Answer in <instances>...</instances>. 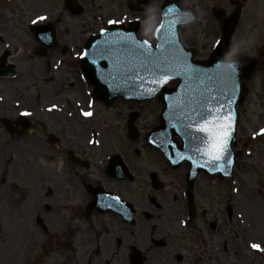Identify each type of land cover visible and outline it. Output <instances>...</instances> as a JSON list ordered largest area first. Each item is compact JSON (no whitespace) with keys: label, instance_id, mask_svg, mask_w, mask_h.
<instances>
[{"label":"rangeland","instance_id":"obj_1","mask_svg":"<svg viewBox=\"0 0 264 264\" xmlns=\"http://www.w3.org/2000/svg\"><path fill=\"white\" fill-rule=\"evenodd\" d=\"M78 1L83 6L79 13L69 11L64 0H10L7 6L3 5L0 9V34L16 47L15 50L10 48L11 52H18L10 59L17 68V78L0 79V102L12 104V110L9 108V113L0 110V113L13 120L17 114L24 112L29 120L44 124L49 121L55 123L59 119L78 121L86 126L104 120L110 126L102 133V144L98 149L95 143L83 145L72 139L62 143V150L50 152L46 143L34 138L36 132L18 141L0 138V264H135L133 256H136L137 264H167L169 257L164 252V245L156 247L154 242L157 240H152L153 236H161L167 241L164 232L153 229V225L157 224L154 220H158L147 224L141 222L144 217L147 218L146 213H155L152 210L154 206L147 203L143 194L157 196L159 200L168 194L166 202L176 211L180 210V206L185 205L182 193L186 169H171L160 151L143 136L157 122L158 110L154 101L138 105L141 109L137 122L140 131L133 141L124 132L125 114L121 111L127 110L125 105L121 107L119 104L117 108L107 110L98 106L96 119L89 121V118H84L85 111L89 112L93 106L79 68L78 53L82 51L88 35L101 24L117 21L121 15V3L129 13L127 4L137 5L141 0ZM216 1L220 0H182L184 4L198 9L202 20L199 27L181 28V37L186 44L194 42L196 47L206 42L202 29L208 23L210 28L216 26L210 11ZM161 2L147 0L140 4V15L147 20L145 27H150V31L156 25ZM220 2L228 8L227 0ZM249 13L257 20L256 25H251L246 17L241 25L244 28L250 26L252 32L249 36L258 40L264 32V0L259 5L255 4ZM47 19L54 20L58 39L61 44L70 45L71 49L65 54H60L59 49L53 51L56 61L51 63L52 70L42 64L45 57L35 58L25 72L26 56H22L20 51L35 43L27 26L33 21L44 22ZM57 69L61 70L59 76H56ZM262 82L258 74L254 75L250 81V93L238 109L240 116L235 149L241 155L237 158L232 178L218 179L200 174L195 182L196 228L188 227L185 264H201L205 261L203 252L211 248L217 252L220 264H264V135L260 133L264 128ZM32 83H36L37 87H46L39 99L30 97L35 96L31 94L32 89H20L24 84ZM20 92L24 93L23 96ZM37 103L41 104L42 111L32 109ZM54 103H62L66 108L58 109ZM84 107L86 110L82 109ZM52 108L55 110L53 115L50 112ZM102 111H107L109 117L104 116ZM60 112L68 114V119ZM83 146L90 152L95 151L89 155L94 162L86 171L75 170L67 163L64 153L69 147L80 149ZM119 150L127 155L126 164L137 177L135 183H128V190L124 192L136 202L139 222L135 225H119L118 219L111 214H94L88 219L83 215L88 198L83 182L100 179L102 165L99 158ZM151 171L156 172L161 181L158 191L150 186ZM111 186L117 187L114 182ZM133 189L139 191L132 192ZM175 199L179 203H173ZM36 215L42 217L46 231L35 221ZM157 215L165 219V215ZM211 223L214 224L209 227ZM200 234L205 242L201 241ZM209 237L213 244H209ZM253 244L259 247L253 248ZM117 249L119 256L116 261L108 262L109 254ZM128 252L130 254L126 256ZM199 257L201 261L197 260Z\"/></svg>","mask_w":264,"mask_h":264},{"label":"flooded vegetation","instance_id":"obj_2","mask_svg":"<svg viewBox=\"0 0 264 264\" xmlns=\"http://www.w3.org/2000/svg\"><path fill=\"white\" fill-rule=\"evenodd\" d=\"M10 0H0V9H2L3 5L7 6L8 2ZM221 1V0H220ZM220 1H216L214 3V5L216 6H222L223 4ZM263 1V0H227L228 2V10L226 8H224V11H222V17L217 19V26H213V28H210L209 24H206V26L202 29V35L203 38L206 40V42H203L200 45H197L195 47L194 42L190 43L188 46H192L196 49V56L200 59H205L206 57L209 56V54L213 51L215 44L220 36V32H221V26L222 23L224 21V19L226 18L227 15H229L232 12H237L239 15V22L236 26V29L232 35V38L230 40V48L232 51H241L244 54L253 57L256 60V66L254 69V73L253 75L258 74V77L260 79H263L262 84L264 83V37H261V40L259 41H254L253 39H251L249 37V29L250 26L247 27H243V25H241V21L242 19H244L246 17V19L251 22V25H256V21L255 19H253L252 14L250 17V13L252 12L253 7L255 6V4L259 3ZM120 17H121V22L123 23V25L127 26L128 25V21L134 18H138L141 15V11H133L132 9L129 10L131 11V14H129V17L126 18L127 14H124L126 12V9L123 8L122 4H120ZM119 7V8H120ZM130 8V6H129ZM246 11V13H245ZM2 14V12L0 11V15ZM139 19V18H138ZM143 20V24L140 20V26L138 29V34L139 36L145 37L146 39H150L151 38V31H150V27H145L146 25V21L144 20V18H142ZM151 22V21H150ZM96 24V23H94ZM18 27H21L20 24H15ZM150 25V23H149ZM28 29V27H27ZM21 30V28H20ZM29 31V30H28ZM6 36L3 34H0V79H9L11 80L12 78L17 76H8L6 75V70H7V66L9 64L14 65V63L10 60L12 56H15L18 52H11L10 48L12 50H15L16 47H14V44L10 41H8L7 39H5ZM70 45L67 46L65 44H61L60 40L57 37V33H56V27H55V37L51 40L49 39L48 41H42V40H35L34 45H32V47H29L28 49H21L20 53L21 55H25V62H26V70L25 72H27L30 68V64L33 62V60H35V58H40L43 59L45 57V63L43 62L42 64L46 66V69H48L49 71L52 70V65L55 63L56 61V56L53 53V51H56L59 49V53H66L67 51H70ZM53 58V59H52ZM53 63V64H51ZM59 76V75H58ZM253 77V76H252ZM46 80H44L45 82ZM11 82V81H9ZM73 83H70V85H72ZM251 87V84L249 87H247V93L249 95V88ZM24 91H28L30 89L33 90V93L35 96H30V97H35L36 99H39L41 93L44 94L46 91V87H37L36 83H32V84H24L23 88ZM48 91V89H47ZM27 93V92H26ZM29 93V92H28ZM89 93L92 96V87L89 88ZM20 96H23V92L19 93ZM45 96V95H44ZM50 96V95H48ZM46 95V97H48ZM38 97V98H37ZM29 99V97L27 98V100ZM94 101V105H93V113L89 118V121L94 120L98 117V112H97V107H101L104 110H107V108H117V106L120 104L121 107H123L125 105V107L127 108V110H123L121 112H123L124 118H125V123H124V128L126 132V136L128 137L129 135V129H128V123H131L134 125V127L136 128V132L138 131L139 133V129H138V123L139 122V117L141 116V109L138 105H141L139 102H134V101H117L116 103H114L112 106H107L106 104L102 103V101L99 100H93ZM54 102V101H51ZM99 103V105H97ZM56 104V106L58 107V109L61 108H66L64 104L62 103H54ZM41 104H36L35 106L32 107V109L34 108H39L38 110L42 111L40 109ZM68 107H71L70 105ZM12 110V104L10 103H6L1 101L0 102V110H3L5 112H10V109ZM55 110L50 111L51 115H53V112ZM66 111H68L66 109ZM104 116L109 117V115L107 114V111H102ZM61 115L64 116L65 119H68L67 116L68 114H63L62 112H60ZM120 114V111H119ZM38 115V114H37ZM74 115H76V113H74ZM0 116L2 117H8L7 114H1ZM71 116V115H70ZM113 116V115H111ZM16 118V116H15ZM56 119V118H54ZM31 132L28 133H23L22 131H24L23 127L19 124V122L14 121V123L11 125L14 126V128H16V131L18 133L17 137H13L12 135V131L10 130V128H8V126H4L2 124H0V129L2 130L0 133L2 134L0 136V138H8L11 141H17L20 138L21 139H25L28 137V135H32L34 132L37 133V135L34 136V138L37 141H41L43 143H46V147L50 152H54L50 143V140L53 139L55 141H57L59 144V150H61L62 148L60 147V145H62V143L64 141H72V139L79 143V144H89V143H97V149L99 146H101V136L102 133H104L105 131L108 130V128L110 127L108 125V123L104 122V120H100L99 123H89L86 126H82L81 123H78V121H65L62 120L60 121L59 119L56 120V122L54 123V121H49L46 122L45 124L38 121H34L31 122ZM125 134V133H124ZM108 136V135H106ZM68 138V139H66ZM110 139V138H109ZM130 140V139H129ZM74 149L72 147H69L66 151H65V157H66V161L69 165H71L72 167H74L75 170H88L93 164L90 162V157L89 155L92 153L94 154L95 151L90 152L89 150H87L84 146L80 147V149L76 148ZM70 151H72L76 156H78L80 159L83 160L82 161H71L68 159V155L70 154ZM114 153H119L120 155H122V158L124 160V162H127V155L124 154V152H121L120 150L117 151H113L111 153H107L105 154L104 158L101 159L102 157L99 158L100 163L102 164V173L100 175V179H94L93 181L90 180H85L83 182L84 185V189L86 191V193L88 194V198L85 200V204L87 202H89L92 198L93 195L90 193V190H95L98 189L99 187H103L106 191H110L111 193H114L115 195H117L120 198H124L126 200H128L129 202H131L133 204V206L137 209L136 206V202L134 199H130L128 196L124 195V192L128 190V183H135V181L137 180L136 174L132 172V177L131 178H117L114 176H111L108 172L106 173L105 171V167L107 166V164L109 163V156L111 154ZM134 154H136L134 152ZM86 161V162H84ZM127 165V164H126ZM128 167V166H127ZM118 173V172H117ZM112 182H114L116 184V188L114 187H110V185L112 184ZM139 184V183H138ZM89 186V190L86 189V186ZM140 185V184H139ZM151 186V185H150ZM152 188V187H151ZM135 191H139L137 189H133L132 192ZM157 191V190H156ZM48 192H50V188L48 189ZM163 194H167V193H163ZM144 197L147 198V203L150 206H154L152 208L153 211H155L154 214H151L150 212L146 213L145 215L147 216V218L144 217V220H142L141 222L147 224L149 221H152L154 219H157L158 221L154 220L155 223L153 225V229H157L162 232H164V235L167 238V241L165 242L161 236H159V238H157L156 236L152 237V240L155 239L156 242H154L155 245H157L156 247H158V245H164V252L166 251V254L168 255V263L167 264H183L184 260L186 258L187 254L186 250L188 249L186 246L188 244V227H189V222L188 220V208L187 205L185 204L183 207L180 206V210H177L169 205L166 200H167V195L164 196V198L161 200H159L157 198V196H152L149 195L148 193L143 194ZM170 195V193H169ZM58 196V193H56V198ZM99 197H101L102 195L99 194ZM104 196V194H103ZM106 196V195H105ZM60 198V197H59ZM58 198V199H59ZM106 198H108L107 200H111L110 197L106 196ZM176 200V199H175ZM173 203H179L178 200H176ZM148 205V206H149ZM145 206V205H144ZM179 206V204H178ZM114 207H116V203L114 202ZM118 207V206H117ZM122 214L126 215L128 213L127 209H121ZM85 214V212H83ZM94 214H111L113 215L115 218H117V222L119 223V225H135L139 222V218L136 217L135 213V222L134 224H130L126 221L123 220V218L121 217L120 213L118 211H109V212H105V213H100L98 209H93L91 210L89 216L94 215ZM157 214H162L165 215V219H162L161 216H158ZM144 215V216H145ZM90 216V217H91ZM178 223V224H177ZM194 225V224H192ZM194 227V226H193ZM146 228H149L146 225ZM152 228V226H151ZM195 228V227H194ZM150 231V230H149ZM200 239L202 242H204V238L202 235H200ZM160 240V241H159ZM209 244H213V241H211L210 237H209ZM129 250V249H127ZM116 252V253H115ZM109 254L111 255L110 259L107 258V261H116V259L119 256V252L118 249ZM114 254V255H113ZM130 254V252H128L126 254V256H128ZM203 258L205 261H202L201 264H220L219 261V257H217V252L211 248V249H207L205 250V252H203L202 254ZM133 261L136 260V257L133 256ZM131 259V261H132ZM158 261H161L160 258H158ZM198 261H201V257H199ZM106 264H111L106 263ZM185 264V263H184Z\"/></svg>","mask_w":264,"mask_h":264},{"label":"water","instance_id":"obj_3","mask_svg":"<svg viewBox=\"0 0 264 264\" xmlns=\"http://www.w3.org/2000/svg\"><path fill=\"white\" fill-rule=\"evenodd\" d=\"M68 3L72 6V10L75 11L73 7L74 0H68ZM162 15V24L158 27L156 36L158 43L163 45L160 51L167 49L170 63L175 62L178 58H182L184 54H187L189 64L198 66L211 73L219 72L223 75L230 72L227 65L231 64L234 66V74L225 76L223 79H220V77L217 78L219 80L218 87L226 90L224 95H219L216 88L212 87L206 79L203 80V83H192L183 76L169 73L166 68L144 71L138 63L134 64L133 62H129L124 69L125 64L122 61L124 58L119 56H112L105 60L97 59L95 53L98 52V44L100 48H106L109 45L105 44L104 41H114L117 37L129 33L136 38L134 27L123 30L118 27V25H111L103 29L98 35H92L85 46L84 52H87L89 55L87 57H82V71L88 82L96 87L94 97L101 98L108 104L119 97L124 99L144 100L159 94V98L164 102V108L160 114L163 124L161 127L155 128L148 134V137L151 142L161 148L173 166L176 167L182 161L189 162L190 170L187 190L190 192L195 175L199 171H205L212 176L218 175L221 178L230 176L232 173L234 158L237 154L232 150V144L235 139V124L237 121L236 105L242 100L244 91L243 80L252 72L254 62L247 60L241 55L237 57L229 55L226 51L227 42L237 21L235 16L230 17L225 22V38L224 41L221 42L222 46L218 48L217 53H215L208 62H201L192 60V52L183 48L177 33L178 25H186L194 21V12L191 10H182L174 0H166L162 6ZM162 25L163 29L161 30ZM48 28L52 33V26ZM36 29H34V31H36ZM43 36L45 35L42 34L41 38ZM165 36L177 42L172 45L165 44L163 40ZM136 40L139 41L137 38ZM112 46L115 47V44ZM153 51L155 52L157 49L153 48ZM129 69H133V71L128 76H123V73L128 72ZM166 74L170 76L168 81L171 79L178 80L176 86L167 88L165 85L168 81L164 84L154 83V81L161 79ZM152 89L156 90L152 91ZM203 96H209L210 100L205 102L201 107L200 101ZM217 98L221 102L224 112L227 113L230 109L233 114L234 123L232 138L229 141L230 151L228 155V159H230L232 163L220 162L215 167H206L205 161L207 158L197 156L194 151L195 147L203 148V145L196 142L193 144V150L189 151L186 147V145L189 144L188 137L183 135L182 132L177 131L172 125H177L178 128H182L183 124L189 123V121L183 120L181 116L182 113L190 116L192 122H197L198 117L193 114V108L205 113L210 111L212 116H206V119L211 120L212 117L216 116L219 112L216 104ZM226 98H230L231 102L225 103L224 101ZM173 114L181 118V124H177V120L173 118ZM187 131L194 135H205L203 133H197L195 128L187 129ZM173 135H178L180 137L182 140L181 146L176 145L172 140ZM169 141L171 143H169ZM189 157H191V159H189ZM97 192L100 193V191ZM98 200L100 199L98 198L96 200L97 202L94 206L99 207L100 210H104L106 207L100 206L98 202L101 201ZM190 207H193L192 204H190Z\"/></svg>","mask_w":264,"mask_h":264},{"label":"snow or ice","instance_id":"obj_4","mask_svg":"<svg viewBox=\"0 0 264 264\" xmlns=\"http://www.w3.org/2000/svg\"><path fill=\"white\" fill-rule=\"evenodd\" d=\"M38 19H44V17H39ZM35 23V21H33ZM109 23H116L114 21H109ZM163 25L161 26V30ZM103 31V30H102ZM164 43L172 45L177 41L169 39L167 36L163 37ZM105 44L109 45L106 48H100L99 44L97 45L98 52L95 53L97 59L105 60L109 59L112 56H119L124 58L125 67H127L129 62L138 65L144 71H152L155 69L166 68L167 71L173 75L183 76L185 79L189 80L192 83H203V80L206 79L209 84L216 88L219 95H224L225 89L219 88V80L223 79L225 76H231L235 72L233 65H227L230 69L229 73L221 74L219 72L211 73L205 69H202L198 66H194L188 63L187 54H184L182 58H178L175 62L170 63L167 55V49L160 51L163 48V45L158 43L155 45L157 51H153V46L149 45L147 40L137 41L136 38L131 34L121 35L117 37L114 41H104ZM115 44V47L112 45ZM89 54L87 52L80 53V56L87 57ZM133 69H129L128 72H124L123 76H128ZM203 78V79H202ZM170 79L169 75H164L161 79L154 81L156 84H164ZM143 82V81H142ZM156 89H152L155 91ZM210 100L209 96H203L200 104L201 107L203 104ZM225 103H230V98H226ZM217 108L219 112L216 116H213L211 120H207L206 116H212V113L209 111L207 113L203 111H198L196 108L192 109L193 114L198 117L197 122H192L191 117L187 114L182 113L181 116L183 120L189 121V123L183 124L182 128H178L177 125H172L176 128L177 131L182 132L183 135L187 136L189 139V144L186 145L189 151L193 150V144L198 142L203 145V148L195 147L194 151L197 156L206 157L205 166L206 167H215L220 162L232 163L228 159L229 155V141L232 138L233 130V114L231 110L227 113L224 112L221 102L217 98L216 100ZM86 116L92 115L90 112L84 113ZM173 118L177 120V124H181L182 120L180 117H176L173 114ZM195 128L197 133H203L205 135H194L187 131V129ZM260 133L264 135V128L260 130ZM169 143H171L169 141ZM191 159V157H189ZM117 203L119 198H116ZM111 206V205H109ZM253 248H258V245L253 244Z\"/></svg>","mask_w":264,"mask_h":264}]
</instances>
